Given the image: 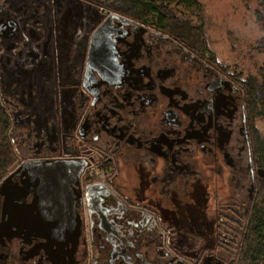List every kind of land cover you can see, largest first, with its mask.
Returning <instances> with one entry per match:
<instances>
[{
	"label": "flooded vegetation",
	"instance_id": "1",
	"mask_svg": "<svg viewBox=\"0 0 264 264\" xmlns=\"http://www.w3.org/2000/svg\"><path fill=\"white\" fill-rule=\"evenodd\" d=\"M125 17L99 14L62 89L56 144L0 181V264L238 257L264 179L247 69ZM30 159L63 163L51 194L27 188Z\"/></svg>",
	"mask_w": 264,
	"mask_h": 264
},
{
	"label": "rangeland",
	"instance_id": "2",
	"mask_svg": "<svg viewBox=\"0 0 264 264\" xmlns=\"http://www.w3.org/2000/svg\"><path fill=\"white\" fill-rule=\"evenodd\" d=\"M209 2L219 13L230 12L221 0ZM242 4L248 7L252 19L258 3L242 0ZM102 12L103 8L88 0H7L1 4L0 88L14 119L16 166L23 158L43 153L56 144L60 115L69 99L62 89L71 80L83 37ZM217 18H211L208 31L212 35H230L218 40V45L224 47L223 59L235 58L244 67L264 61V53L253 50V36L248 37L253 28L231 20L228 21L234 26L227 21L219 24ZM261 127L264 129V123ZM223 254L226 261L233 259L227 248Z\"/></svg>",
	"mask_w": 264,
	"mask_h": 264
},
{
	"label": "trees",
	"instance_id": "3",
	"mask_svg": "<svg viewBox=\"0 0 264 264\" xmlns=\"http://www.w3.org/2000/svg\"><path fill=\"white\" fill-rule=\"evenodd\" d=\"M6 1L0 0V6ZM88 1L144 24L156 26L171 33L172 36L186 45L192 47L196 45L206 50L207 48L211 50L215 48L221 53L224 51V47L218 45V40L221 37L229 38L230 35H225L224 32L210 34L208 27L211 18L218 17L219 24L229 22L228 20L234 23H244L246 27L254 29L251 31L252 34L248 35L251 38L253 36V50L257 53H264V0H255L258 4L253 10L252 19L247 13V11L249 12L248 7L243 6L242 0H221V3H226L229 6L230 12L227 13L225 10L224 14L219 13L218 8H213V3H210L209 0ZM204 3H207L208 8ZM194 18L196 19L194 20ZM229 23L234 26L231 22ZM237 38L239 35L234 40ZM235 46L236 44L233 43L232 50ZM252 65L251 67L246 66L248 75L246 91L248 108L256 120L257 163L264 169V129L261 127V123H264V61L255 62ZM13 126L14 119L6 107L0 88V181L16 168L18 162V152L12 135ZM258 185L260 187L259 199L251 215L239 255L236 259L225 264H263L264 262V179L259 180Z\"/></svg>",
	"mask_w": 264,
	"mask_h": 264
},
{
	"label": "water",
	"instance_id": "4",
	"mask_svg": "<svg viewBox=\"0 0 264 264\" xmlns=\"http://www.w3.org/2000/svg\"><path fill=\"white\" fill-rule=\"evenodd\" d=\"M103 12L108 13V18H119L125 22L134 23L131 19L122 16L121 14L111 11L109 9L103 8ZM102 25V27H104ZM141 26L142 25H138ZM91 60L89 59L88 65H90ZM86 165V164H85ZM83 163H78L77 171H82L85 166ZM63 163L58 160H26L22 163L21 167H25L27 171L32 172L34 177L29 183H26L27 188L30 191L38 193L40 196L51 194V191L47 188L56 187L57 184L53 183L61 178V173L65 170ZM10 181V176L3 181V186H6ZM37 229L42 233L44 231L43 226L30 227Z\"/></svg>",
	"mask_w": 264,
	"mask_h": 264
}]
</instances>
